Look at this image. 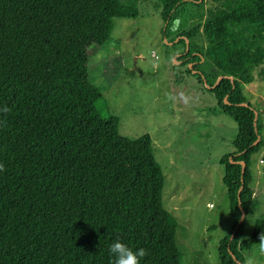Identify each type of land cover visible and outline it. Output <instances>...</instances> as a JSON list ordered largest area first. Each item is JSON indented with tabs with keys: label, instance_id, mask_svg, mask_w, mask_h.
I'll list each match as a JSON object with an SVG mask.
<instances>
[{
	"label": "trees",
	"instance_id": "trees-1",
	"mask_svg": "<svg viewBox=\"0 0 264 264\" xmlns=\"http://www.w3.org/2000/svg\"><path fill=\"white\" fill-rule=\"evenodd\" d=\"M196 1L176 0L162 18L207 4L202 22L183 33L205 43L193 57L199 73L186 69L236 125L234 152L219 160L234 233L217 252L219 264H245L264 231L257 219L239 240L253 194L250 158L263 147L242 91L255 71L264 76V0ZM135 16L119 0H0V105L11 109L0 114V264H110L117 237L147 250L141 264H181L152 147L118 133L87 79L88 50L107 42L112 19Z\"/></svg>",
	"mask_w": 264,
	"mask_h": 264
},
{
	"label": "rangeland",
	"instance_id": "rangeland-1",
	"mask_svg": "<svg viewBox=\"0 0 264 264\" xmlns=\"http://www.w3.org/2000/svg\"><path fill=\"white\" fill-rule=\"evenodd\" d=\"M119 1L134 7L136 16L112 19L107 42L88 50L87 79L117 118L118 133L152 147L163 176L161 205L176 222L180 263L219 264L218 242L234 233L219 160L234 152L236 125L204 82L175 60L183 45L172 40L202 22L207 4L182 5L163 20L176 0ZM204 45L201 37L188 40L198 53ZM208 66L203 58L198 69ZM253 77L242 92L262 125L263 147L250 158L253 194L239 240L250 236L255 220L264 219V76L255 71ZM257 249L244 252V262L255 255L257 264H264Z\"/></svg>",
	"mask_w": 264,
	"mask_h": 264
},
{
	"label": "clouds",
	"instance_id": "clouds-1",
	"mask_svg": "<svg viewBox=\"0 0 264 264\" xmlns=\"http://www.w3.org/2000/svg\"><path fill=\"white\" fill-rule=\"evenodd\" d=\"M9 112L11 109L7 105H0V114ZM3 169V164H0V170ZM241 219H245V217H241ZM258 241V255L264 256V231L259 233ZM108 253L111 257L110 264H141V259L147 255V250L143 247L133 249L117 237L109 246ZM245 264H257L255 255L248 257Z\"/></svg>",
	"mask_w": 264,
	"mask_h": 264
},
{
	"label": "flooded vegetation",
	"instance_id": "flooded-vegetation-1",
	"mask_svg": "<svg viewBox=\"0 0 264 264\" xmlns=\"http://www.w3.org/2000/svg\"><path fill=\"white\" fill-rule=\"evenodd\" d=\"M200 0L196 1V3H199ZM172 14V13H171ZM171 16V15H170ZM176 27V26H172ZM184 32H179V34H176L172 40L175 39V43H182L183 45V51H181L180 53L177 54V57H180V61L182 64H184L185 67H187L188 69H190V72L193 74H197L199 73L198 70L193 69L194 66H196V61L194 60L193 57H196L199 55V53L197 51H193L191 52L189 55L187 54V52L190 50L188 48V40L187 38L184 37L183 35ZM180 40H182V42H180ZM202 61V59L199 60V63Z\"/></svg>",
	"mask_w": 264,
	"mask_h": 264
},
{
	"label": "water",
	"instance_id": "water-1",
	"mask_svg": "<svg viewBox=\"0 0 264 264\" xmlns=\"http://www.w3.org/2000/svg\"><path fill=\"white\" fill-rule=\"evenodd\" d=\"M219 78H217L216 80H218ZM254 120H255V117H254ZM258 136L256 137V139L253 141V143H252V145H256L257 144V142H258ZM239 164H240V166H241V170L243 169V166H244V163L242 162V161H240L239 162ZM242 187V186H241ZM240 187V188H241ZM240 188H239V190H240ZM239 190L237 191V200H238V193H239ZM241 217H244V212L243 211H241V213H240V216H239V220H238V223L239 222H241L243 219H241Z\"/></svg>",
	"mask_w": 264,
	"mask_h": 264
}]
</instances>
